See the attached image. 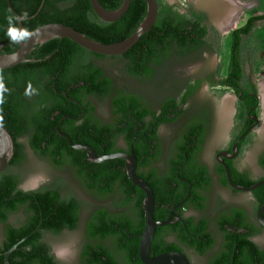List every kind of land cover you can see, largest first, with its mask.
Listing matches in <instances>:
<instances>
[{
  "label": "trees",
  "instance_id": "1",
  "mask_svg": "<svg viewBox=\"0 0 264 264\" xmlns=\"http://www.w3.org/2000/svg\"><path fill=\"white\" fill-rule=\"evenodd\" d=\"M42 1L11 0V4L20 16L24 17V14L27 13V17H31L37 13ZM99 2L106 10L115 11L122 6L124 0H99ZM158 2L160 12L156 25L126 55L133 60L131 71L135 75L151 76L153 72L147 63L153 60L154 64H160L172 51L173 43L177 42L176 44L183 48L188 45L187 41L180 37L182 34L180 22L192 20L195 17L180 14L164 0H158ZM257 11L258 9L253 10L246 25L233 32L229 65L230 76L222 84H229L233 79L238 86L242 82L244 76L243 40L252 34L259 23L264 21V15H255ZM15 12L9 8L7 0H0V44L3 45L0 54L13 53L20 47L19 39L13 42L7 34L9 17L17 18ZM147 14L146 0H132L128 12L119 21L104 23L95 15L91 0H46L42 11L35 18L24 21L23 32L33 33L42 25L60 23L74 28L92 40L103 44H112L133 35ZM14 26L19 31L18 19H15ZM67 49L69 50L67 51ZM74 53L82 54V56L91 54L69 39H53L36 47L32 58L37 61L0 70V126L11 134L15 144V155L10 168L22 161L23 145L20 143V138L28 135L33 150L43 156L50 157L57 165L69 163L90 189L97 190L101 195H109L119 188L125 194L126 203H134L138 222L135 223L130 218H115L109 214L107 209H100L94 214L87 233L93 239L116 238L120 248L126 253L129 263L142 264L139 258L140 239L138 236L145 228V193L129 179L125 161L116 159L103 164L91 162L86 151L73 149L67 139L56 131V128L61 123L60 130L70 136L75 144L89 145L95 149L99 156L116 153V138L121 135L125 136L129 145L136 138L134 148L139 162L138 175L147 181L155 191V216L157 217L159 208L185 199L189 190V185L184 186V193L180 189L176 192L174 187V181L177 179L176 171L179 165L183 164V157L175 162L176 171L173 175L160 178L154 169L141 170V168L150 165L153 157L150 151L158 149L156 131L159 124L170 121L165 114L171 109H177L178 104L174 101L168 103L159 117L160 121L146 123L145 116L150 115V111L137 98H120L114 103L117 122L115 124H100L91 115L92 108L83 104L82 98L78 95L80 88L70 92L65 90L67 88H60V92H56L54 89L48 87L44 89L42 86L43 69L49 67L56 59L58 65L61 63L60 60H66V64L64 61L60 66L56 65V70L54 67V70L47 71L46 74L49 73L48 75L54 77L60 72L64 73L72 59L70 54ZM48 56H50L49 59H47ZM59 67H62L63 70L61 71ZM100 74L99 69L91 70L90 75L94 76L95 87L89 91L107 94L108 90L105 85L108 84V81L107 83L99 82ZM80 77L81 80L88 83V79ZM55 80L52 78L51 81L49 77L48 81L55 82ZM76 82L79 81L76 79ZM65 92H67V96L63 94ZM74 100H78L83 106ZM84 112L83 121L77 123L74 119L82 117ZM64 117L67 119L62 122ZM141 123L146 126L144 129L146 137L143 139L140 138L141 133L137 135ZM151 132H153L152 135ZM10 168L0 174V223H7L9 215L21 208H25L28 218L25 223L19 226H7L5 239L0 243V264H6V253L26 237H28L27 240L12 254L11 263L57 264L50 247L42 241L43 234L45 232L60 233L66 228H76L79 221V202L76 199L63 200L58 189L38 190L35 192V196H32L29 192L19 189L20 178L9 173ZM239 177L244 178L245 187L256 183L248 179L246 175L239 174ZM201 185L203 186L202 183L198 184L192 191V194L197 197L199 208L203 207L202 198L197 192L198 186ZM254 195L258 200L259 207L264 205V185L255 190ZM227 223L228 221L224 220L221 224L224 230ZM40 224V231L29 236ZM118 226L124 227L128 231H118ZM43 229L51 231H42ZM224 232L227 235L228 249L218 255L212 264H232L234 254L235 264H264V250H261L245 233ZM198 235L200 241H194L192 246L199 253H204L213 243L212 235L208 231H200ZM207 240L209 243L206 244ZM203 241L204 244L201 243ZM236 243L239 244L237 248ZM164 247L155 241L152 246V255L177 249L175 246ZM83 259L86 264H121L115 252L105 244L86 246L83 251Z\"/></svg>",
  "mask_w": 264,
  "mask_h": 264
},
{
  "label": "flooded vegetation",
  "instance_id": "2",
  "mask_svg": "<svg viewBox=\"0 0 264 264\" xmlns=\"http://www.w3.org/2000/svg\"><path fill=\"white\" fill-rule=\"evenodd\" d=\"M208 6L210 7L211 4ZM174 10H177L176 7H174ZM178 12L187 17L194 16L195 18L180 22V26L182 27V30L180 31L182 34L180 37L187 41L188 45L183 48L182 46H178V44H176L177 42L173 43L172 53L169 52L173 55V57L171 55V58L174 60L176 59L179 62L184 61L189 64L188 66H195L197 64L202 70L200 69L201 72L198 77L188 80L183 85L181 83V88H179L181 90H179L178 93L165 97L159 109H153L147 105L139 93L128 92L126 90L114 91L115 85L113 84V77L103 65V61L107 58L115 57L102 56L92 52H90L91 54H88V56H82V54L80 55L78 53L70 54L72 55V59L67 70L64 73L60 72L53 77L52 75H48L49 73H46L47 71L54 70V67L58 65L56 59V61L52 62L49 67L43 69L42 86L44 89L48 87L54 89L56 92H60V88H67L65 90L68 92L74 89L77 91L80 88L78 95L82 98L83 104L89 105V107L92 108L91 115L94 117V120L100 124H115L117 122L118 118L115 115L114 103L115 100L120 98H137L140 103L150 111V115L145 116L146 123L160 121L159 117L162 115L163 109L168 103L174 101L178 104L177 109H171L165 114L166 118L170 119V121L159 124L156 131L158 138L156 144H158V149L157 151L153 149L150 151L153 155L150 165L149 167L141 168V170L150 171L154 169L157 172V176L160 178L167 175H173L176 171L175 162L183 157L184 162L179 165L176 171L177 179L174 181V187L176 188V192L180 189V191L184 193V186L189 185V194L191 184V194L185 204L174 211L175 216L172 219V223L166 227L158 228L155 241L161 243L162 246L165 247H177V249L170 251H180L185 253L192 264L194 263L189 255L190 251H194L199 254L200 257H205L208 264H212L213 260L216 259L218 255L228 249L227 235L224 231H231L233 234L245 233L249 239L260 247L261 250H264V227L260 224L257 218V211L260 207L258 205V200L254 195L255 191L247 193L233 189L228 181L226 171L228 167L233 181L241 186H244V178H240L239 174L246 175L248 179L255 181L256 183L264 180V175L255 176L252 173L253 170L249 171L246 169L243 163L245 158L249 156L251 150L250 145L257 138H264V102L261 95L262 88H260V85L256 84L253 79L248 80L247 78L246 83L243 76L242 82L239 86L234 79L230 80L229 84H222V82L230 76L229 66L227 67V73L225 75V72L222 73L215 67L209 68L208 66L204 67L205 63L199 64L200 61L211 59L214 56L218 58V47L220 46L218 38L220 37L221 39V37L228 35L233 40V32L246 25L248 20L243 26L234 28L233 25H235V23L232 21L233 16L231 14L228 15L226 10L221 13L220 9H218V5H216V9L212 13L215 17H219L217 19H211L210 16L212 14H209L206 11H199L198 9L193 10L191 15L189 13L184 14L179 10ZM170 22L173 24L175 23L173 21ZM0 49L2 50L3 47ZM68 50L69 49H67V51ZM32 54L30 59L37 61L32 58ZM170 54H168V57ZM0 55H4V53ZM66 55L68 56V53H66ZM126 55L127 54L117 57L125 58L126 60L128 59L133 63L132 58L126 57ZM49 58L50 56H48L47 59ZM50 61L53 60L50 59ZM64 61L65 64L67 63L66 60H60L61 63L58 66ZM147 64H149L150 69L154 72L156 67H153V60ZM59 68L61 71L63 70L62 67ZM56 69L57 68L55 67V70ZM93 69H99L101 71L99 82L107 83L108 81V84L105 85L108 90L107 94L91 93L89 91L91 88L95 87L94 76L90 75V72ZM80 76L88 79V83L85 80H81ZM49 77L51 78V81L52 78L56 79L55 82L48 81ZM76 79L79 81L78 83L76 82ZM178 86L180 87L179 83ZM97 87L100 88L99 85H97ZM205 90H212L211 92L214 94L213 96H210L208 101L200 99V97L205 96ZM113 92H115L114 97L111 100L113 119L109 122L102 121L96 116V100L98 98L108 97ZM223 92L225 93V97L222 99L220 94ZM63 94L67 96V92ZM228 98L229 100L227 101ZM74 101L83 106L78 100ZM229 101H233L231 106H227ZM84 110L86 109L84 108ZM84 114L85 112L82 117L74 120H76L77 123H80L84 119ZM165 126L174 128V134H172V137H174L172 145L174 156L169 161V173L161 175L155 165L163 152L160 132ZM144 129H146V126L144 123H141V128L137 131V135L141 133V139L146 137ZM248 130L249 132L240 141L238 149L235 152V144ZM150 134L152 135L153 132ZM122 142L125 144L124 146L120 145ZM115 149L117 152H129L130 145L124 135L116 138ZM205 157H207V159ZM263 160L264 149L257 158V165L262 172H264ZM201 183L203 186H198L197 192L202 198L201 203H203V207L199 208L197 197L192 194V191ZM46 189L52 188L44 187L40 190ZM217 189H229L235 194L250 195L256 206L255 213L251 214L248 209L241 205L225 207V203L222 201L221 197L216 199L210 197V191H217ZM59 191L63 200L72 201L74 199L73 197L64 196L61 190ZM185 199L170 206L159 208L157 217L155 216L156 220H168L173 208L182 203ZM210 200H212L211 205ZM95 213H93L88 219L86 223V231H89V225L93 221ZM78 214L79 221L77 227L74 229L66 228L62 231L76 230L78 228L81 220V204H79ZM109 214L115 218H130L135 223L138 222L136 211L131 214L122 211H119L118 213L109 211ZM224 220L228 221L225 225V230L221 227ZM117 229L118 231H128L121 226H118ZM42 231L51 230L43 229ZM200 231L210 232L213 239L211 247H208L204 253H199L192 246L194 241H200L198 235ZM109 240H114L116 243V252L120 256V263L130 264L126 259V253L120 248L119 241L116 238L103 240L90 238V241L86 246H98L100 244H105L107 246ZM201 243L204 244L205 242L203 241ZM207 243H209V240H207L206 244ZM238 245L239 244L236 243V248Z\"/></svg>",
  "mask_w": 264,
  "mask_h": 264
},
{
  "label": "rangeland",
  "instance_id": "3",
  "mask_svg": "<svg viewBox=\"0 0 264 264\" xmlns=\"http://www.w3.org/2000/svg\"><path fill=\"white\" fill-rule=\"evenodd\" d=\"M164 1L176 7L177 10L182 11L184 14L189 13L190 15L193 10L197 9L212 14L216 9V5H218L220 12L223 13L227 10L225 6L228 5L223 0ZM230 2L235 5V9L232 10L231 15L235 13L234 18H237V21L248 19L249 12L257 8L262 9V5H264V0H232ZM210 4L211 6L209 7L208 5ZM212 15L210 16L211 19L219 18ZM237 21L235 20L234 28L239 27V22ZM218 39V42H220V46L218 47L219 57L216 58L214 56L211 59L200 61L199 64L205 63L204 67H215L220 72H225L224 74L226 75L227 67L230 63L233 40L228 35L221 37V39L219 37ZM171 55L167 58L163 57L164 59L160 64H154L153 67H156L155 71L149 77L135 75L131 71L133 63L125 58H107L103 61V65L113 77L114 91L126 90L128 92L139 93L147 105L153 109H159L165 97L178 93L181 90L179 89L181 88V83L183 85L188 80L198 77L202 70L197 64L195 66H188L189 64L184 61L183 63L176 59L174 60L171 58ZM242 62L245 82L247 83V78L248 80L253 79L262 88L264 85V22L259 23L249 37L244 38ZM147 65L149 66V64ZM211 91L205 90V96L200 97V99L208 101L210 96L214 95ZM224 92L220 94L222 99L225 97ZM114 94L115 92L111 93L108 97L96 100V116L98 119L107 122L112 121L111 100ZM232 104L233 101H229L227 106H231ZM173 129V127L169 128L165 126L160 132L163 152L155 166L161 175L169 173V161L174 156L172 150L174 142V137H172V134H174ZM20 143L23 145L22 161L9 170V173L20 178L19 189L30 192L38 191L44 187L57 188L61 190L64 196L73 197L81 204V220L76 230H66L60 233L45 232L42 241L50 247L58 264H86L83 259V251L90 241V237L86 231V223L91 215L98 209H107L114 213L122 211L131 214L135 211L134 203L127 204L125 194L119 188L109 195H101L97 190L90 189L69 163L57 165L50 157L43 156L33 150L30 146L28 135L22 136ZM253 143L250 145L249 156L245 158L243 163L246 169L249 171L253 170L252 173L255 176H261L264 175V172L259 169L257 158L264 149V138H257ZM120 145L124 146L125 144L122 142ZM205 158L207 159V157ZM210 192V197H214V199L221 197L225 203V207L241 205L248 209L251 214L255 213L256 206L250 195L235 194L229 189H217V191L211 190ZM27 218L25 208H21L19 211L9 215L7 223H0V243L5 239L7 226H19L25 223ZM107 246L120 259V256L116 252L115 241L109 240ZM189 255L194 264H208L205 257H200L194 251H190Z\"/></svg>",
  "mask_w": 264,
  "mask_h": 264
},
{
  "label": "water",
  "instance_id": "4",
  "mask_svg": "<svg viewBox=\"0 0 264 264\" xmlns=\"http://www.w3.org/2000/svg\"><path fill=\"white\" fill-rule=\"evenodd\" d=\"M148 4V14L145 20L141 23L138 29L133 35L126 38L121 42H116L112 44H103L88 38L85 34L75 30L74 28L60 23H49L37 28L32 35H30L26 40L19 39V49L10 54L0 55V70H7L17 67L21 64L28 63L34 60L30 59L31 54L36 49L37 46L43 45L53 39H69L84 48L85 50L109 57L123 56L129 53L137 44L140 43L142 38L148 34L156 25L159 12L160 4L158 0H146ZM9 8L15 12L11 0H7ZM46 0H43L41 6L37 13L31 17L24 18L17 14L19 32L24 30V21L35 18L43 9ZM132 0H124L122 6L115 11L106 10L99 2V0H91L92 8L95 15L104 23H115L119 21L129 10ZM3 47L0 44V48ZM67 117H64V121ZM61 123L57 126L56 131L67 141L70 146L75 150L86 151L87 157L91 162L103 164L110 162L112 160L121 159L125 161V166L129 179L133 184L141 189L145 193L144 205H145V228L144 231L138 236L140 239L139 244V258L142 264H192L189 257L180 251H169L159 255H152V246L156 238L158 228H163L172 223V219L175 216L174 211L185 204V202L190 198L191 194V184L190 191L186 199L173 208L171 215L166 221H157L155 218L156 211V194L154 189L149 185L147 181L138 175L139 162L135 154L134 144L136 138L130 145L129 152H116L112 154H104L99 156L95 149L89 145L75 144L70 136L63 133L60 130ZM249 130L242 135V137L235 144L234 151L238 149V144L247 135ZM15 155V144L11 134L4 128L0 126V174L5 173L10 165L11 161ZM227 177L231 187L237 191L251 193L264 185V180L253 184L250 187H245L236 184L231 176L230 169L227 167ZM30 195L35 196V192H29ZM257 218L260 224L264 227V205H262L257 211ZM43 222V220H42ZM42 224V223H41ZM41 224L37 229L29 236L34 235L41 229ZM28 237L24 238L22 241L13 246L5 255V263H11L12 254L17 251L20 245L27 240ZM236 251V249H235ZM232 264H235V254L232 256Z\"/></svg>",
  "mask_w": 264,
  "mask_h": 264
},
{
  "label": "clouds",
  "instance_id": "5",
  "mask_svg": "<svg viewBox=\"0 0 264 264\" xmlns=\"http://www.w3.org/2000/svg\"><path fill=\"white\" fill-rule=\"evenodd\" d=\"M24 18H27V13L24 14ZM18 18L9 17V29H8V36L13 42H16L18 37L20 39H25L32 35V33H29L27 31L19 32L18 29L14 26V21Z\"/></svg>",
  "mask_w": 264,
  "mask_h": 264
},
{
  "label": "crops",
  "instance_id": "6",
  "mask_svg": "<svg viewBox=\"0 0 264 264\" xmlns=\"http://www.w3.org/2000/svg\"><path fill=\"white\" fill-rule=\"evenodd\" d=\"M224 2H227L228 3V5L225 7V8H227V14L228 15H230V14H232V10L233 9H235V5L234 4H232L230 1H232V0H223ZM237 9V8H236ZM258 9V8H257ZM253 11V10H252ZM251 11V12H252ZM251 12H249L248 14H249V17H248V19L252 16V13ZM234 15H235V13L232 15L233 16V23H235V20L237 21V18L235 19L234 18ZM256 16H258V15H264V5H262V9H258V11H257V13L255 14ZM248 19H246V20H238L237 22H239L238 24H239V27H241L240 25H244L245 23H246V21L248 20ZM242 21V22H241ZM236 22V23H237ZM264 22V21H263Z\"/></svg>",
  "mask_w": 264,
  "mask_h": 264
},
{
  "label": "bare ground",
  "instance_id": "7",
  "mask_svg": "<svg viewBox=\"0 0 264 264\" xmlns=\"http://www.w3.org/2000/svg\"><path fill=\"white\" fill-rule=\"evenodd\" d=\"M262 99H263V102H264V85H263V87H262ZM61 254V253H60Z\"/></svg>",
  "mask_w": 264,
  "mask_h": 264
}]
</instances>
